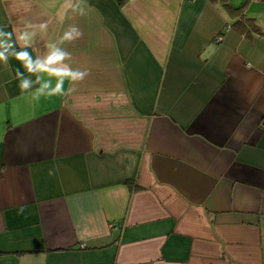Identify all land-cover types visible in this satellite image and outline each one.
Listing matches in <instances>:
<instances>
[{
    "label": "crops",
    "instance_id": "0c3cea01",
    "mask_svg": "<svg viewBox=\"0 0 264 264\" xmlns=\"http://www.w3.org/2000/svg\"><path fill=\"white\" fill-rule=\"evenodd\" d=\"M65 3L0 0L14 40L48 24L33 59L78 26L63 47L89 70L36 102L0 63V264H264V18L247 32L223 0Z\"/></svg>",
    "mask_w": 264,
    "mask_h": 264
},
{
    "label": "clouds",
    "instance_id": "9594fccd",
    "mask_svg": "<svg viewBox=\"0 0 264 264\" xmlns=\"http://www.w3.org/2000/svg\"><path fill=\"white\" fill-rule=\"evenodd\" d=\"M86 0H66L65 10H71L79 15H84L87 8ZM47 32L48 24L33 25L25 23V29L16 34L15 30L6 31L0 27V63L8 65L9 58H15L25 72L16 69L15 79L19 81L21 92H30L33 101L38 102L42 96H69L76 91V83L83 81L88 75V69L74 68L71 64L72 54L63 45L71 43L82 37L83 33L76 25H70L56 42L47 44V52L43 56H36L27 51L32 46L37 34L36 30ZM17 44L20 50L17 49ZM35 76V80L31 77ZM53 79L55 84H53ZM65 81L69 86L65 89Z\"/></svg>",
    "mask_w": 264,
    "mask_h": 264
},
{
    "label": "trees",
    "instance_id": "16d2710c",
    "mask_svg": "<svg viewBox=\"0 0 264 264\" xmlns=\"http://www.w3.org/2000/svg\"><path fill=\"white\" fill-rule=\"evenodd\" d=\"M224 6L231 12V14L235 15V20L229 24L230 28L236 30H258V22L254 17L249 16L245 12L246 4H243L240 7H236L231 4L228 0H223ZM247 3V2H246Z\"/></svg>",
    "mask_w": 264,
    "mask_h": 264
},
{
    "label": "rangeland",
    "instance_id": "374dc122",
    "mask_svg": "<svg viewBox=\"0 0 264 264\" xmlns=\"http://www.w3.org/2000/svg\"><path fill=\"white\" fill-rule=\"evenodd\" d=\"M228 1L236 7H240L243 4H246L245 12L249 16L264 18V0H228Z\"/></svg>",
    "mask_w": 264,
    "mask_h": 264
},
{
    "label": "built area",
    "instance_id": "2783aa9c",
    "mask_svg": "<svg viewBox=\"0 0 264 264\" xmlns=\"http://www.w3.org/2000/svg\"><path fill=\"white\" fill-rule=\"evenodd\" d=\"M222 38H223V37L220 35V36L218 37V39H217V40H218V41H221V40H222Z\"/></svg>",
    "mask_w": 264,
    "mask_h": 264
}]
</instances>
